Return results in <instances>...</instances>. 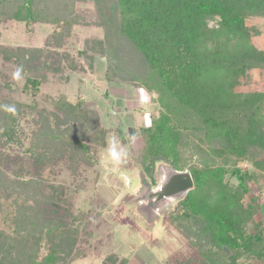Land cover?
<instances>
[{"label": "trees", "instance_id": "1", "mask_svg": "<svg viewBox=\"0 0 264 264\" xmlns=\"http://www.w3.org/2000/svg\"><path fill=\"white\" fill-rule=\"evenodd\" d=\"M89 1L103 35L86 38L79 56L90 64L104 57L109 81L143 89L157 104L140 129L139 162L147 174L158 161L192 174L171 224L198 264L264 261V90L241 89L251 70L264 69V48L253 41L261 29L247 24L264 17V0H0V25L61 27L42 47L0 42L3 64L23 68L19 89L37 97L50 73L81 66L57 47L71 25L87 26L76 5ZM0 74V225L10 226L0 229V264H73L85 215L74 212L70 192L97 181L87 170L110 130L84 100L26 102ZM113 260L127 264L114 253L104 264Z\"/></svg>", "mask_w": 264, "mask_h": 264}, {"label": "rangeland", "instance_id": "2", "mask_svg": "<svg viewBox=\"0 0 264 264\" xmlns=\"http://www.w3.org/2000/svg\"><path fill=\"white\" fill-rule=\"evenodd\" d=\"M76 9L88 24L82 25L80 23L84 22L81 21L71 25L68 36L63 40L65 44L61 48L57 47V50L63 53L68 51L77 57L82 67L65 71L67 76L65 73H50L37 97L19 89L25 82L24 78L13 79L15 87L12 93L17 99L36 102L42 106H50V97L60 94H65L76 102L84 100L97 109L98 124L110 130L107 137L109 134H116L126 149V155L118 165H104L100 162V152L106 147V143L100 145L97 151L98 163L87 170L90 178L98 175L97 181H92L89 188L76 193L70 192L75 204L74 212L82 211L85 215L80 221L77 246L79 253L73 264H104V260H108L113 253L118 255L119 260L127 258V264H198L201 259L197 257V250L169 219L179 208L180 201H175L161 213L152 216H148L143 208L138 210L140 204L137 197L143 191V188L140 190L141 176L156 185L162 165L168 164L158 161L153 173L147 174L139 162L143 145L140 129L150 122L153 114H157V104L143 89L109 81L106 78L104 57L96 55L90 64L88 59L79 56L85 39L102 37L103 31L93 24L97 18L93 2H80ZM65 23L60 25L64 26ZM247 24L261 29V34L254 36L253 41L255 45L264 48V17L248 18ZM55 26L44 22L6 20L0 25V42L12 46L42 47L51 34L61 28L59 25ZM0 69H5L11 79L16 70L15 66L3 64L1 56ZM1 76L0 74V79ZM247 79L241 89L264 90V69L251 70ZM96 197L99 200L95 204L91 203ZM261 209L264 210V202ZM3 227L7 232L10 230V226L0 225V229ZM114 262L113 260V263L110 261L108 264ZM243 264H264V261L247 259Z\"/></svg>", "mask_w": 264, "mask_h": 264}, {"label": "water", "instance_id": "3", "mask_svg": "<svg viewBox=\"0 0 264 264\" xmlns=\"http://www.w3.org/2000/svg\"><path fill=\"white\" fill-rule=\"evenodd\" d=\"M162 168L156 185H152L145 176H141L139 180L140 190L143 188V191L137 197L140 204L138 210L143 208L148 216L159 214L175 201H181L194 188L189 170H178L170 164L162 165Z\"/></svg>", "mask_w": 264, "mask_h": 264}, {"label": "clouds", "instance_id": "4", "mask_svg": "<svg viewBox=\"0 0 264 264\" xmlns=\"http://www.w3.org/2000/svg\"><path fill=\"white\" fill-rule=\"evenodd\" d=\"M23 68H18L13 74V79H22ZM7 111H14L13 108L4 105ZM126 155V149L122 146L120 138L116 134H109L106 138V147L100 152V162L104 165H118Z\"/></svg>", "mask_w": 264, "mask_h": 264}]
</instances>
